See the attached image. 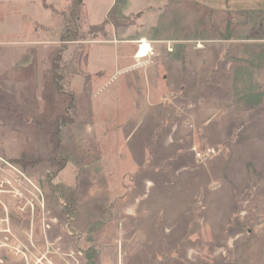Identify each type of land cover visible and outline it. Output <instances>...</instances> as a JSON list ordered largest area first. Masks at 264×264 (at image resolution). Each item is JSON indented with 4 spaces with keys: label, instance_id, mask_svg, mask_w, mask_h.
I'll return each mask as SVG.
<instances>
[{
    "label": "rangeland",
    "instance_id": "obj_1",
    "mask_svg": "<svg viewBox=\"0 0 264 264\" xmlns=\"http://www.w3.org/2000/svg\"><path fill=\"white\" fill-rule=\"evenodd\" d=\"M56 1L0 0V264H264V92L192 93L169 44L118 71L105 31L60 41ZM145 14L125 32L190 34ZM60 48L69 126L47 125Z\"/></svg>",
    "mask_w": 264,
    "mask_h": 264
},
{
    "label": "crops",
    "instance_id": "obj_2",
    "mask_svg": "<svg viewBox=\"0 0 264 264\" xmlns=\"http://www.w3.org/2000/svg\"><path fill=\"white\" fill-rule=\"evenodd\" d=\"M56 3L61 10L59 13L69 6L66 0ZM45 13L48 17H44L42 23L50 25L54 12L48 10ZM145 13L152 15L154 20L158 18L163 27L187 29L190 34L148 37L125 32L129 31L126 24L131 18L135 22L140 21ZM104 22L108 38H96L91 45L109 47L118 71L123 72L130 67V58L135 62H147L154 47L165 49L169 44L174 46V49H169L173 51L171 55L178 56L179 60L191 56L200 61L201 70L195 68L192 74L190 69L184 72L180 69L179 76L184 78L181 84L185 85L187 78L192 93L264 92V0H84L83 29ZM140 44H146L150 51L138 57ZM50 57H45V62L50 63ZM35 61H38L37 56ZM81 62V55H78L77 69H80ZM179 88L183 90L184 86Z\"/></svg>",
    "mask_w": 264,
    "mask_h": 264
},
{
    "label": "trees",
    "instance_id": "obj_3",
    "mask_svg": "<svg viewBox=\"0 0 264 264\" xmlns=\"http://www.w3.org/2000/svg\"><path fill=\"white\" fill-rule=\"evenodd\" d=\"M69 2L68 8L60 13L61 16V32L60 41L63 43H71L74 41H80L83 39V34L85 30L83 29V5L84 0H66ZM44 5L45 0H42ZM45 7V6H44ZM50 8V7H48ZM104 23L89 27L86 32L93 34H103L104 33ZM105 36V34H104ZM65 48H60L56 53L50 70V84L52 85V92L57 96V109L55 115L49 120L47 125L56 124L57 126H69L73 125L76 118L81 114L79 100L77 95L69 94L65 91L67 87V77H74L78 74L76 67V58H70L69 60H64ZM74 54V53H73ZM77 55V54H76ZM71 80V79H70ZM70 82V81H69ZM69 94V95H68ZM53 95V94H52ZM55 96V97H56ZM67 103V105H66ZM73 112V116L69 118V113ZM66 117V118H65ZM64 120V122H62ZM33 123L36 121L32 120ZM46 122V123H47ZM46 123H36L37 127H42ZM45 126V125H44ZM55 135L59 134V130L54 132ZM66 191V190H65ZM75 199V193H72Z\"/></svg>",
    "mask_w": 264,
    "mask_h": 264
},
{
    "label": "bare ground",
    "instance_id": "obj_4",
    "mask_svg": "<svg viewBox=\"0 0 264 264\" xmlns=\"http://www.w3.org/2000/svg\"><path fill=\"white\" fill-rule=\"evenodd\" d=\"M149 51L150 50L148 49V46L146 44H144L143 46L141 44V47H140L139 51L137 52V56L138 57L145 56V55H147L146 53Z\"/></svg>",
    "mask_w": 264,
    "mask_h": 264
},
{
    "label": "built area",
    "instance_id": "obj_5",
    "mask_svg": "<svg viewBox=\"0 0 264 264\" xmlns=\"http://www.w3.org/2000/svg\"><path fill=\"white\" fill-rule=\"evenodd\" d=\"M140 47H141V44L139 45V47H138V48L140 49ZM139 49H138V51H139ZM148 53H149V52H147L146 54H148Z\"/></svg>",
    "mask_w": 264,
    "mask_h": 264
}]
</instances>
